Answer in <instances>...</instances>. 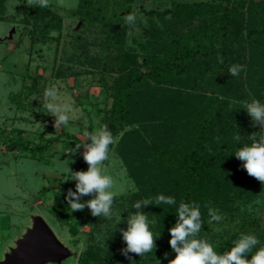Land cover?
Listing matches in <instances>:
<instances>
[{"label":"rangeland","instance_id":"1","mask_svg":"<svg viewBox=\"0 0 264 264\" xmlns=\"http://www.w3.org/2000/svg\"><path fill=\"white\" fill-rule=\"evenodd\" d=\"M262 3L264 0H234ZM79 0H50L51 11L62 18V30L52 31V40L32 43L29 31L33 29L35 10L27 1L11 0L0 21V264L15 260L23 253L27 244L39 236L41 222H45L57 240V256L39 252L29 264H82L81 256L92 249L102 256L120 253L126 243L122 232L127 229V218L135 214L133 205L143 201L136 182L130 175L114 147L110 148L109 159L104 162L107 174L114 180L116 193L111 218L93 216L85 206L80 211L86 223L76 217L71 209L70 224L61 222L52 214L56 205L55 194L72 177L62 171L68 168L74 173L82 164L85 144L91 143L84 135L103 125L112 108L114 85L121 77L118 69L119 37L125 30L124 48L136 54L137 61H145L142 48H146L147 34L155 26H174L176 31L186 34L200 28L210 17L206 13L185 23L174 24L170 14L162 18L158 13L174 10L177 6L198 7V4H224V0H100V19L83 18L77 11ZM131 9L134 20L124 28L118 24L115 13L125 14ZM50 16H46V21ZM106 18L107 21L104 20ZM28 19L29 22L24 20ZM111 30H114L112 32ZM149 32V33H148ZM116 34V35H115ZM59 38V39H57ZM213 57L203 60L192 76L205 84L206 78L215 77ZM251 66L240 76L244 92L238 89L239 102L253 99L264 103V94L251 89L258 84L250 72ZM250 72V73H249ZM198 83V84H199ZM53 89L57 96L48 100L44 93ZM184 92L195 94L194 103L207 102L211 91L206 87H189ZM52 102L67 108L68 125L56 127L57 117L51 114L45 103ZM247 112V111H246ZM242 122L254 130L257 139L264 134V127L246 113ZM158 125L157 123H154ZM161 124V123H159ZM241 125V123H239ZM238 126V124H237ZM138 124L129 125L117 136L118 142L125 132L137 130ZM252 127V128H251ZM69 128L77 131L71 132ZM243 129V128H242ZM244 131L245 135L249 131ZM77 144L80 147L77 148ZM22 146V147H21ZM76 191L75 185L70 190ZM93 198L82 196L81 203ZM231 211H222V220L203 223L201 229H211L209 239L217 244L220 239L245 229L264 240V184L257 181L246 195L229 204ZM147 214L150 230L159 240L167 242L156 229V220L148 205L139 210ZM219 229V231H217ZM174 251L163 257L146 256L141 264H170ZM103 259V257H101ZM95 264V263H90Z\"/></svg>","mask_w":264,"mask_h":264},{"label":"trees","instance_id":"2","mask_svg":"<svg viewBox=\"0 0 264 264\" xmlns=\"http://www.w3.org/2000/svg\"><path fill=\"white\" fill-rule=\"evenodd\" d=\"M9 1L0 0V21H5ZM19 1L25 3L27 0ZM224 1L218 6L211 3L198 4V7L182 5L158 13L162 18L170 14L174 24L185 23L206 13L210 17L189 34L176 31L174 26H155L156 29L146 35L147 47L142 48L143 64L137 61L136 54L124 48L125 30L118 32L116 60L121 77L114 85L113 105L103 125L108 126L114 137L131 124L139 125L137 130L126 131L119 143L110 148L114 147L121 157L142 200H152L153 204L148 206L155 217L156 229L168 241H157L153 252L144 256L131 252L125 255L127 246L120 253L111 252L105 256L89 249L81 256L82 264H141L146 256L163 257L173 251L169 244V229L178 220L176 208L181 201L199 204L203 223H207L211 219L209 208L216 210L217 214L231 211L232 215L235 210L228 208L229 204L256 186L257 180L247 174L243 162L235 157L240 147L252 143L250 137L255 132L241 121L247 113L243 103L235 104L232 100L238 99V89L244 92L240 76L250 66L254 80L258 81V84L251 83L250 87L257 91V95L264 94V7L262 3L252 1L247 5L243 1L236 4L234 0ZM95 2L100 0H79L77 11L83 18L100 19V6ZM34 10L33 29L28 34L32 43L52 40L51 32L60 33L62 30L61 16L48 7L37 6ZM130 14L131 9L127 8L125 14L115 13L114 17L126 28V17ZM46 16H50L48 21ZM24 21L29 22L28 19ZM212 57L213 63L216 62L212 68L215 77L206 78L205 84H201L192 73L204 63V59ZM233 65L242 66L237 76L229 72ZM199 86L209 87L211 91L207 102L201 104L194 103V93L183 90L186 87L195 90ZM242 128L249 134L245 135ZM236 135L240 136L239 141L234 139ZM87 169L88 165L82 164L74 173ZM71 179L57 189L56 205L51 211L57 220L67 224L71 221L67 197L76 184ZM161 194L174 197L176 205H155V198ZM73 212L87 222L80 211ZM209 230L201 229L199 238L208 240ZM241 233L250 234L240 229L217 244L214 239L208 241L223 254L233 247ZM257 238L260 241L257 248L264 246V240ZM175 255L174 252L171 260ZM246 258L251 259V254Z\"/></svg>","mask_w":264,"mask_h":264},{"label":"clouds","instance_id":"3","mask_svg":"<svg viewBox=\"0 0 264 264\" xmlns=\"http://www.w3.org/2000/svg\"><path fill=\"white\" fill-rule=\"evenodd\" d=\"M27 4L32 7H50V0H27ZM134 16L128 15L126 21L131 23ZM223 63V59L220 58ZM242 66L233 65L229 72L233 76L239 75ZM48 100H55L57 93L53 89H46L44 93ZM44 107L57 117L56 127L68 125L69 109L61 108L55 103H45ZM243 107L253 121L259 122L264 127V103L257 99L250 102H243ZM69 131L75 132L76 129L69 128ZM84 135L91 143L85 144L86 151L83 153V159L88 165L87 171L71 172L68 163L63 166L62 171L71 175L76 182V191H69L68 203L71 211H81L87 206L93 216H103L111 218L113 215L112 206L116 193L113 191V177L107 174L104 162L109 159L110 146L118 142L113 136L106 124L101 125L92 132H85ZM252 143L240 147L235 157L243 162V168L250 177L264 184V134L257 136L254 134L250 137ZM236 141L240 136L234 137ZM77 148L80 144H77ZM92 195L93 198L85 203H81L82 196ZM153 204L151 199L138 201L133 205L137 209L135 214L127 218V229L122 232L123 240L127 247L124 254L131 252L140 256L153 252L156 248V236L150 230V223L147 214L139 211L142 206ZM167 204L176 205L174 197L158 195L155 198V205ZM207 207V205H206ZM178 220L173 227L169 229L171 239L169 244L171 249L176 253L175 258L170 264H264V246L258 247L259 239L254 234L241 233L239 238L233 242V247L224 252L218 253L213 245L207 240L199 238L201 226L203 223L200 205L196 203H186L181 201L176 208ZM209 224L219 222L222 217L217 211L209 208ZM219 231V229H217ZM255 249V251H253ZM251 254V259L246 257Z\"/></svg>","mask_w":264,"mask_h":264},{"label":"water","instance_id":"4","mask_svg":"<svg viewBox=\"0 0 264 264\" xmlns=\"http://www.w3.org/2000/svg\"><path fill=\"white\" fill-rule=\"evenodd\" d=\"M39 252H48L53 256H57V240L45 222H41L39 227V236L31 244H27L23 250V253L15 260L7 262L5 264H29L35 261Z\"/></svg>","mask_w":264,"mask_h":264}]
</instances>
